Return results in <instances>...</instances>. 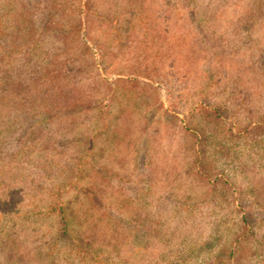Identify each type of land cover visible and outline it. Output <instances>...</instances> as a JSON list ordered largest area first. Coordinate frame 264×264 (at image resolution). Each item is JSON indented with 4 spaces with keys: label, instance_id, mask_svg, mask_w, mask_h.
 <instances>
[{
    "label": "trees",
    "instance_id": "obj_1",
    "mask_svg": "<svg viewBox=\"0 0 264 264\" xmlns=\"http://www.w3.org/2000/svg\"><path fill=\"white\" fill-rule=\"evenodd\" d=\"M164 5L188 7L192 26L202 28L200 22L206 21L196 0H166ZM253 7V13L235 18L247 36L264 25L258 24L264 0H253ZM11 26L0 17V264H204L212 254L206 238H185L183 233L198 227L204 218L208 222L207 215L215 208L238 213L232 242L237 246H229L227 260L237 256L241 244L250 243L259 251L264 235L261 238L254 228L252 214L237 207L233 180L264 172V121L249 120V109L247 116L239 118L241 102L250 104L254 93L250 89L258 87L246 84L256 82L264 88V33L251 46L235 44L244 47L238 57L248 58L249 64L226 79L232 86L226 95L225 89L209 90L219 72L212 65L205 69L196 104L170 112L162 102L145 103L149 98L145 100L140 92L138 78L121 76L107 82L98 61L88 63L94 71L89 83L75 80L71 70L80 61L47 51L39 39L10 42ZM202 41L198 50L178 43L163 47L166 52L178 49L179 56L187 59L205 52L199 46ZM83 45L90 52L89 45ZM227 45H214L211 55L231 58ZM216 63L220 68L224 65ZM243 82L244 87H235ZM237 94L241 102H232ZM180 113H185L183 118ZM166 116L176 118L181 135L188 139L180 169L191 180V189L203 191L198 196L168 191L169 172L176 168L154 158L162 145L158 139L167 133ZM62 119L71 122L67 128L72 133L85 126L73 137L74 149H69L74 156L66 155L58 144L61 139H54L55 148L49 138L53 122ZM245 120L249 122L242 124ZM100 138L110 148L120 138L132 142L134 167L129 175L104 169L90 172L101 150ZM99 176L109 185V195H117L119 209L103 194L107 192L89 187L84 180ZM161 238L168 246L158 250ZM205 251L209 253L201 258Z\"/></svg>",
    "mask_w": 264,
    "mask_h": 264
},
{
    "label": "rangeland",
    "instance_id": "obj_2",
    "mask_svg": "<svg viewBox=\"0 0 264 264\" xmlns=\"http://www.w3.org/2000/svg\"><path fill=\"white\" fill-rule=\"evenodd\" d=\"M165 1L0 0V17H6L7 23L13 26L10 28L12 31L9 37L10 42L21 43L39 39L47 51L53 54L59 53L63 58L68 57L74 62L80 61L81 64L73 63L74 67L71 70L75 80L89 83L94 71L88 63L95 60L100 63V71L107 82H115L121 76L138 78L140 92L147 97L144 98L145 100L149 98L147 102H144L146 104L162 102L164 108L172 112L173 109H186L196 104L197 92L201 90V83L207 74L205 69L213 65V68H218L219 72L212 79L215 85L209 90L225 89L223 95H226L230 90L229 87H232L231 84L226 83V79L228 80V77L236 72L245 71L243 69L249 64L248 58L238 57V54L245 50L244 47H240V44L235 46V44L244 42L246 46H251L257 41L261 32L262 35L264 33V29L261 28L264 25L256 27L248 36L244 29L236 25L235 18L238 14L254 12L253 0H196L198 7H201L200 14L206 20L200 22L202 28L188 23L187 17L190 10L188 7L164 5ZM261 21L264 23L263 14L259 15V25ZM200 39L203 41L199 46L204 48L205 52H196L187 59L179 56L177 48L174 52H166L167 48L163 47V44L178 43L188 49L194 46L193 50H198L196 46ZM85 43L89 45L90 52L85 51L83 45ZM226 43L228 45L225 50L229 49L231 58L224 59V57L218 58L211 55L210 48ZM216 62L224 65L220 68ZM77 70L78 73L75 72ZM256 84V82L246 84L247 87L258 86L250 89L254 91L250 104L242 103L239 94H237L238 99L232 101L241 102L242 112L239 118L251 112L249 120L264 121V88ZM235 87H244V82ZM242 89L244 88H240ZM256 89L260 91L255 94ZM223 95L218 97L223 100ZM184 114L180 113L179 116L183 118ZM160 115L162 117L161 112ZM136 116L138 120H142L141 115ZM166 117L169 121L163 128L167 133H164L163 139H158L162 145L154 154V158L164 160L170 167L176 168L169 172L172 187L167 189L168 191L174 190L176 194L189 191L198 196L203 191L197 188L191 189L190 186L193 185L191 180L188 181L186 172L180 169L184 163L188 139L181 135L176 118ZM248 122L245 120L242 124ZM70 123L64 119L61 122H53L49 130V138L51 137L54 142L52 146L57 148L58 144H61L67 156H74V151L69 148L74 149L73 144L76 142L74 138L79 135L78 132H83L85 126H75V133H72L67 128L72 125ZM54 139L61 140L56 144ZM97 142L101 150L95 158V164L90 167L91 173L102 169L110 174L124 172L129 175L131 173L134 167L131 163L133 159L130 153L133 147L131 141L123 138L114 140L115 145L111 148L103 146L101 138ZM208 166L213 171L212 163L209 162ZM250 175L248 180H244L239 175L233 180L238 192L236 205L241 211H249L252 214L255 221L254 228L259 231L262 238L264 235V172L257 175L254 171L253 175L251 173ZM84 180L89 181V187H96L97 190L107 192L103 194H108L106 198L119 209L118 204L115 203L117 195H109L110 190L109 187L107 188L109 185L101 180L100 176ZM201 207H208V205H200ZM237 214L226 208L221 211L215 208L207 215L208 222L204 218L198 223V227L183 233L185 238L187 235H198L199 239L206 238L212 254L204 264H264V244L259 245L260 252L250 243L239 244L235 258L227 260L225 257L229 246L234 241V217ZM78 215L82 217L81 211ZM167 230L173 235L171 228ZM177 240H179L178 237ZM234 245L237 246V242L232 246ZM166 246L168 243L164 238L157 243L158 250ZM208 253L205 251L201 258L206 257Z\"/></svg>",
    "mask_w": 264,
    "mask_h": 264
}]
</instances>
